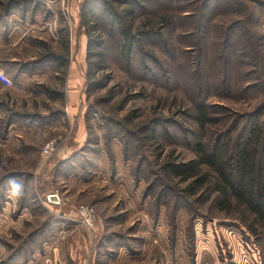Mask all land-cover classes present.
I'll list each match as a JSON object with an SVG mask.
<instances>
[{"label": "rangeland", "instance_id": "rangeland-1", "mask_svg": "<svg viewBox=\"0 0 264 264\" xmlns=\"http://www.w3.org/2000/svg\"><path fill=\"white\" fill-rule=\"evenodd\" d=\"M0 13L14 15L0 62L16 82L0 91V264H264L252 217L219 209L211 171L198 167L211 187L190 196V181L161 168L195 160L194 142L212 146L258 111L264 128V0H0ZM197 104L216 119L205 131ZM73 149L104 177L62 180L55 156ZM160 182L173 189L167 205L154 203ZM179 194L188 207L173 212Z\"/></svg>", "mask_w": 264, "mask_h": 264}, {"label": "trees", "instance_id": "trees-1", "mask_svg": "<svg viewBox=\"0 0 264 264\" xmlns=\"http://www.w3.org/2000/svg\"><path fill=\"white\" fill-rule=\"evenodd\" d=\"M9 14L0 13V23H3ZM124 35L127 41L132 38V36L127 35V32ZM129 52L130 50H128ZM210 110L211 107L205 104L195 106L194 121L202 131H205L208 125L215 124L216 119L211 116ZM259 118H261L260 111L255 113L250 119L252 122L249 121L245 126L239 127L234 123L231 126L232 129L224 131L227 132L225 135L220 133L217 136L212 146H205L199 141L194 142L192 148L196 156L195 160L180 165L165 163L161 168L168 173L169 177L178 178L185 182L190 181L180 193L188 192L190 196H194L198 190L207 189L208 186L214 185L215 193L220 198L218 206L221 211H229L228 203L232 202L235 205L233 208H240L249 213L252 220L247 223L245 218L244 224L247 232L257 240L260 246V242L264 244V128L255 123L256 119ZM236 131L238 133L235 140L230 143L227 137ZM110 140L111 138L107 139L108 142ZM229 148L233 150V156L236 158L234 165L230 162L231 158L226 156V151ZM198 167H204L215 175L212 184L210 177L205 173L201 174ZM139 177L141 176L139 167H137L136 171L133 172V178L137 181ZM160 183H162L163 190L157 193L158 196L154 199V203L158 201L160 205H167L164 194L169 196V193H173V189L167 182ZM151 191L155 192L154 183L148 184L142 198L151 196ZM178 196L176 203L174 202L171 206L173 212H176L180 207L185 209L188 207L186 200H181L182 195L179 194ZM157 205L154 204L153 215L155 220H157L156 214L159 208ZM258 227L263 228V231H257ZM170 240H172V235Z\"/></svg>", "mask_w": 264, "mask_h": 264}, {"label": "crops", "instance_id": "crops-1", "mask_svg": "<svg viewBox=\"0 0 264 264\" xmlns=\"http://www.w3.org/2000/svg\"><path fill=\"white\" fill-rule=\"evenodd\" d=\"M13 16H12V13H10L8 16H6L5 21L3 23H0V26H1L0 27L1 28V30H0V38H1L2 41H5L6 40V38H5L6 37L5 36L6 35V32L4 31L5 32V34H4V32H3L4 29H2V26H4V25L7 26V31H8L7 34L9 35L10 34L9 33L10 32V29H12V27H13L12 25H10V22H11L10 20L12 19L11 17H13ZM10 62H12V61H10ZM2 63L3 62H0V69L6 75H8V77L10 79H12L11 76L1 66V65H4L6 62H4L3 64ZM5 65H7V64H5ZM19 75H21V74H19ZM15 77H17V75ZM12 83H13V86L12 87L15 89L16 82L15 81L14 82L12 81ZM75 152L76 151L73 149V151L59 152L55 156L56 157L55 158V161H56L55 162L56 163L55 168H56V171H57L56 174L58 173V175L62 177V180L70 183V181H73V182L77 181V182H79V180L81 179L80 181H82V182L84 181V182H92L93 183L96 180L99 181L101 179V177L102 178L104 177V174H100L98 172V170H97V167H99V164H98L99 162H96L95 165L93 166V168H90L92 172L90 171V169L87 171L85 165L84 166L82 165L84 157L83 156H80V155L74 156V153ZM104 161L105 160L100 161V168H99V170H101V168H102L101 167V163L104 162ZM89 174H90V176H89ZM83 176H84L85 180H82V177ZM126 182L131 183V187H132V183H133L132 182V179H130L128 181L126 180L125 183ZM49 195H52V194H49ZM58 212L61 213V214H63V217L65 219H67L68 221L71 222V218H72L71 216L66 215L65 213H63V211H58Z\"/></svg>", "mask_w": 264, "mask_h": 264}, {"label": "built area", "instance_id": "built-area-1", "mask_svg": "<svg viewBox=\"0 0 264 264\" xmlns=\"http://www.w3.org/2000/svg\"><path fill=\"white\" fill-rule=\"evenodd\" d=\"M13 86L12 79L8 77L1 69H0V91L2 89L11 88ZM55 142L49 141L42 148V156L44 159H49L52 154L55 152ZM47 203L50 204H59L60 200L57 194L48 195L46 197ZM78 216L80 219V223L85 229L91 230L93 228L94 220L96 218V211L89 207H81L78 211Z\"/></svg>", "mask_w": 264, "mask_h": 264}]
</instances>
